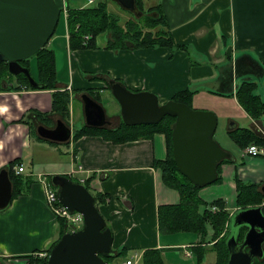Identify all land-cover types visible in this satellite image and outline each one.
I'll list each match as a JSON object with an SVG mask.
<instances>
[{
	"label": "crops",
	"instance_id": "0c3cea01",
	"mask_svg": "<svg viewBox=\"0 0 264 264\" xmlns=\"http://www.w3.org/2000/svg\"><path fill=\"white\" fill-rule=\"evenodd\" d=\"M153 1L162 2L170 31L182 48L71 49L65 18V33H55L48 44L55 51L59 88L66 89L71 96L70 123L63 121L71 127L73 138L75 130L86 123L83 104L78 107L81 125L72 124L76 96L89 91V95L101 94L102 102L106 98L110 100L113 94L106 80L121 81L133 91L154 92L161 104L187 88L196 91L192 108L207 104V110L216 112L213 106L218 101L230 100L235 108L226 115L231 124L227 132L240 153L229 151L219 142L231 152V160L221 165L223 180L219 190H207L210 187L205 186L199 195L205 201L223 199L233 215L240 209L237 179L264 187V154L247 157L246 147L239 145L229 133L231 127L250 128L264 138V116L253 119L236 96L241 81H254L264 92V0ZM61 36L68 51L61 54L63 62L59 70V57L52 46L60 43ZM85 71L97 72L102 78L89 81L90 77L87 79L83 74ZM12 84L7 80L0 82V171L16 159L21 160L19 165L25 170L19 175L22 176L18 182L20 193L6 208L0 209V264H27L35 253L46 252L57 239L59 222L46 204L43 181L52 184L53 175L70 176L71 170L79 167L83 172H77V176L91 179L90 191L106 194V204L100 206V212L113 230V249L126 248L129 253L142 254L146 249L160 248L165 264H216L217 254L212 249L203 252V259L198 261L194 247L210 248L212 243H201L197 233H159V206L180 202L179 192L164 183L162 171L154 166V160L167 157L164 134L126 143H114L98 135L51 143L38 132L33 135L29 124L19 120L30 110L51 112L53 90L17 89ZM106 114L110 122L107 128L120 124V113L111 115L107 111ZM54 117L51 125H43L55 126ZM39 125L36 123V129ZM58 144L67 147L68 167L62 163ZM24 158L31 168H26ZM37 164L41 166L38 170Z\"/></svg>",
	"mask_w": 264,
	"mask_h": 264
},
{
	"label": "water",
	"instance_id": "95a60500",
	"mask_svg": "<svg viewBox=\"0 0 264 264\" xmlns=\"http://www.w3.org/2000/svg\"><path fill=\"white\" fill-rule=\"evenodd\" d=\"M112 1L140 15L136 0ZM63 7L64 0H0V62H7L13 75L25 74L33 88L43 89L44 85L20 61L34 56L49 43L59 25ZM110 87L120 104V116L128 126L158 124L168 115L176 117L172 140L179 172L201 188L217 181L219 163L232 154L215 138L218 126L215 112L194 109L174 100L161 104L156 93L133 91L118 80H111ZM82 99L87 125L105 127L110 123L100 102L87 93L82 94ZM37 132L42 138L59 143L72 138L71 127L61 119L53 127L40 124ZM51 181L58 187L60 202L71 214L80 213L84 224L59 239L49 253L48 264H107V259L115 256L114 233L97 207L93 193L65 175H53ZM13 193L9 172L2 169L0 209L10 204ZM242 226L247 230L243 240L238 241ZM230 227L227 264H254L256 258H263L264 211L261 206L238 209L231 216Z\"/></svg>",
	"mask_w": 264,
	"mask_h": 264
},
{
	"label": "trees",
	"instance_id": "16d2710c",
	"mask_svg": "<svg viewBox=\"0 0 264 264\" xmlns=\"http://www.w3.org/2000/svg\"><path fill=\"white\" fill-rule=\"evenodd\" d=\"M112 0H97L94 4L79 8H69L67 18V29L69 33V45L71 49H108L114 51L134 50L139 48H159L167 47L172 50L182 48L176 44L170 31L167 17L163 13L162 2L153 0H136L137 8L140 12L138 16L130 10L122 8L129 13V18L122 23V18L109 8ZM115 2V1H113ZM57 31V29H56ZM55 31V33H56ZM54 33V35H55ZM53 35V36H54ZM91 35L89 39L85 37ZM52 36V37H53ZM105 37V44L99 46L98 38ZM37 59L36 80L44 85L43 90H53L52 111L41 113L30 110L19 122L29 124L31 133L37 135L36 123L51 125L53 115H57L66 123L71 117V96L66 89L59 88L58 70L56 66L55 51L46 45L34 56L20 61V64L29 68L30 59ZM10 76L12 79L8 78ZM92 75H88L91 77ZM92 78V77H91ZM99 80V74L93 76ZM14 82L17 89L38 90L30 86L25 74L13 75L10 73L7 62H0V82L6 80ZM13 80V81H12ZM111 81V80H110ZM110 81L106 80L107 87L112 92ZM258 85L254 81H241L237 87L236 96L239 103L253 119H260L264 116V98L256 90ZM195 90L187 88L177 92L172 100L181 102L192 107ZM84 93H90L85 91ZM113 94V93H112ZM91 95V94H90ZM95 100L102 103L101 97L97 94L91 95ZM118 126L113 128L93 127L86 123L82 128L76 129L72 140H78L84 135H98L105 140L114 143H126L140 139H150L156 133L164 134L167 141V157L163 160H154V166L162 171L164 183L179 192L180 202L178 204L161 205L158 208V227L161 234H173L178 232H192L201 236V243H212L210 248H202L201 245L194 247V253L198 261L204 257L203 252L212 249L217 254L216 264H227L229 250L227 239L231 233L230 221L231 213L226 208V202L219 198L212 201H205L199 196L201 187L194 185L186 176L179 172L173 155L172 133L176 117L166 116L158 124L128 126L121 118ZM39 121V122H38ZM231 128L229 133L234 140L242 147L250 144L264 145V138L255 134L250 128ZM51 143H56L50 140ZM231 158L224 159L218 165V179L222 182L221 165L230 161ZM21 163L20 159L10 162L7 166L10 178L14 185L13 198L20 193L18 185L22 181V176L17 174L15 166ZM68 176V175H66ZM71 178V177H70ZM74 181H77L71 178ZM52 180V177L51 179ZM90 181L85 182V186L90 190ZM237 205L240 209L259 205L264 198L263 188L255 183L243 182L237 179ZM215 182V183H216ZM54 187L58 188L54 185ZM96 205L100 210L101 205L106 204V194H94ZM216 207L218 210H213ZM59 236L53 241L47 252L50 253L59 239L68 232V225L65 220L59 219ZM108 222V221H107ZM108 226L111 227L109 223ZM226 228V229H225ZM247 230L246 226L239 229L238 241H242ZM212 231L210 237L208 235ZM224 234V235H222ZM114 250L115 256L108 258L112 261L115 257H128L129 251L126 248ZM42 264H48V257L40 260ZM143 264H165L162 250L160 248H149L143 251ZM254 264H264V256L256 258Z\"/></svg>",
	"mask_w": 264,
	"mask_h": 264
},
{
	"label": "rangeland",
	"instance_id": "374dc122",
	"mask_svg": "<svg viewBox=\"0 0 264 264\" xmlns=\"http://www.w3.org/2000/svg\"><path fill=\"white\" fill-rule=\"evenodd\" d=\"M83 5H89L88 4V0H67V6L69 8H78V7H82ZM109 8H110L111 11H113L115 14L119 15L122 18V21H121L122 23H124L126 21V19L129 18V13H127L123 9H121V7L116 2L110 1L109 2ZM65 29H66V27H65V16H64V14H62L60 22H59V25L57 27L56 35H63L65 33ZM105 37L106 36H100L98 38L99 46L105 44ZM64 42H65L64 38H63V36H61L60 43L56 42L55 45H54L55 47L52 46L56 50V53H57V55L59 57V70L61 69V65H62V62H63L61 54H63V50L65 51L66 54H67V51H68L66 49V46L64 45ZM60 49H62V52H61ZM36 63H37V59L36 58L33 57V58L30 59L31 73L35 77L37 76V64ZM205 64H209V62H207V63L205 62ZM83 74H84L85 78L88 79L89 78L88 75L95 76L97 74V72L94 73V72L85 71V72H83ZM64 75H67V72H64ZM7 77L12 79L10 76H7ZM60 78H62V73L60 74ZM6 80H8V79H6ZM94 80H97V79L91 78V77L89 79V81H92V82ZM258 93L261 94L264 97V92H263V90H262L260 85H258ZM98 95L101 97V101H102L103 98H102L101 94H98ZM225 102H227V103H225ZM74 104H75L76 110H75V114L72 115V124L73 125L75 124L76 127H79V125H81L82 122L79 121L78 107H81L83 105L82 94H81V97L78 96V95L76 96V98L74 100ZM101 104L105 107L106 113H107V111L111 115H113L115 113H117V114L121 113L120 104L115 99V97L113 98V96H112V98L110 100H107V98L104 99V102H102ZM206 107H207V104H196L195 106H193L194 109H198V110H201V109H206L207 110ZM213 107H214V109H217V111L216 112L214 110H211V111H214L217 114V117H218V126H217V130H216V134H215V138H216L217 142L218 143L219 142L223 143L224 147L226 149H228L229 151H231L230 149H233L232 151H234L237 154H239L240 153L239 152V150H240L239 147L235 144V142L232 140V138L229 136V134L227 132V129H228V127L231 124H230L229 120L227 119L226 115H228L227 114L228 112H232V108H235V106L230 103V100L226 99V100L218 101L217 106H213ZM216 107H218V108H216ZM111 117L114 118V116H111ZM58 118L59 117L57 115H55L54 121H57ZM118 118H119V115H118ZM68 123H70V122H68ZM58 146H60V152L59 153H60V157L63 159L62 163H64V165H66V167H68V165H69L68 157L70 156V154L66 153L67 147L64 144H62V145L58 144ZM226 149H224V150H226ZM24 161L26 162V168L27 169L31 168L32 165H31V163L28 162L27 158H24ZM35 166H36V168H35L36 170H38L41 167L40 164H37ZM81 172H83V170ZM73 178H76V179L78 178L79 179V177H73ZM81 179L82 178H80L79 181ZM86 181H87V179L84 180L83 183L85 184ZM220 184L221 183H218V182L210 184L209 186H207V187H210L207 190H219L218 186H220ZM229 190L230 189H227V191H229ZM200 194H203V191H201ZM199 196H201V195H199ZM229 199L232 200V196L231 195L229 196ZM67 225H68L67 226L68 227V231H70L73 227H70L68 223H67ZM211 234H212V231H210V234L208 235V237H210ZM222 235H224V234H222ZM131 254L132 253H129V255H131ZM45 258H43V259H45ZM119 258H121V256L115 257L114 260H117ZM39 260L40 259L32 257V258H30L27 261V264L28 263H30V264H32V263L42 264V261H39ZM38 261H39V263H38Z\"/></svg>",
	"mask_w": 264,
	"mask_h": 264
},
{
	"label": "built area",
	"instance_id": "2783aa9c",
	"mask_svg": "<svg viewBox=\"0 0 264 264\" xmlns=\"http://www.w3.org/2000/svg\"><path fill=\"white\" fill-rule=\"evenodd\" d=\"M66 2V0H65ZM96 0H88V4H94ZM65 18L68 17V6L65 3L64 10H63ZM91 35H87L85 38L89 39ZM244 154L247 157L250 156H260L264 154V146H260L259 144H250L244 149ZM25 170L23 165H19L16 168V173L21 174ZM83 169L82 167H79L78 169L74 168L70 172L71 177H78L77 172H81ZM80 179V178H79ZM81 183L84 182V179L80 180ZM44 189H45V194H46V204L49 207V209L55 214L57 219H63L65 220L70 227H73L72 229H76L77 227H80L83 225V216L80 213H74L71 214L69 210L67 209L66 206H64L58 197V190L50 183L47 181H43ZM264 210V199L262 203L260 204ZM213 210H217L216 207H213ZM48 254L47 252H37L34 254V257L37 259H43L47 257ZM30 264V263H28ZM36 264V263H32ZM107 264H142V254L135 252L131 254L128 257L121 258L119 260H113L108 262Z\"/></svg>",
	"mask_w": 264,
	"mask_h": 264
}]
</instances>
